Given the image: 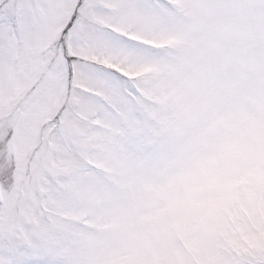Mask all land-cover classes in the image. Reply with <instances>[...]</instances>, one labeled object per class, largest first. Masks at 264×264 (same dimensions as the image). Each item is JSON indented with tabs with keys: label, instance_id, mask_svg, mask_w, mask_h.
I'll return each mask as SVG.
<instances>
[{
	"label": "snow or ice",
	"instance_id": "obj_1",
	"mask_svg": "<svg viewBox=\"0 0 264 264\" xmlns=\"http://www.w3.org/2000/svg\"><path fill=\"white\" fill-rule=\"evenodd\" d=\"M0 264H264V0H0Z\"/></svg>",
	"mask_w": 264,
	"mask_h": 264
}]
</instances>
